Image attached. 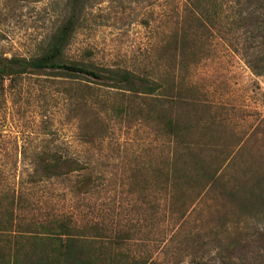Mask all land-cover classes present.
<instances>
[{
	"label": "rangeland",
	"instance_id": "rangeland-1",
	"mask_svg": "<svg viewBox=\"0 0 264 264\" xmlns=\"http://www.w3.org/2000/svg\"><path fill=\"white\" fill-rule=\"evenodd\" d=\"M232 1L238 12L244 0ZM251 1L264 18V3ZM66 3L0 0V56L36 54ZM176 8V0H86L66 60L166 78ZM250 21L224 23L220 36L202 41L205 58L182 72L183 109L196 123L190 143L143 99L90 76L47 70L0 88V215L12 210L15 220L0 228V248L17 240L28 247L32 235L53 234L66 219L109 244L121 233L119 252L146 264H264V74L243 54L257 33ZM175 145H205L208 163L224 166L220 181L198 196L175 190ZM44 151L82 168L47 178L38 171ZM86 175L93 184L78 193Z\"/></svg>",
	"mask_w": 264,
	"mask_h": 264
},
{
	"label": "trees",
	"instance_id": "trees-1",
	"mask_svg": "<svg viewBox=\"0 0 264 264\" xmlns=\"http://www.w3.org/2000/svg\"><path fill=\"white\" fill-rule=\"evenodd\" d=\"M264 3V0H261ZM175 24L168 34L166 45L171 53L172 66L169 76L157 79L149 73H137L130 69L104 67L102 71L90 68L78 61H67L66 51L70 46L79 26V19L86 7V0H67V15L63 22L43 41L39 51L31 56H0V88L5 85H18L23 77L30 73L50 71L54 74L84 75L102 80L106 85L128 92L132 96L143 99L146 110L157 113L165 120L168 130L177 140L192 142L190 131L196 123L187 117L183 107L190 100L183 88L182 72L198 65L203 58L204 39L211 41L234 20L237 15L247 21L250 17L257 33L252 35L253 42L246 49L247 65L256 74H264V18L250 11L251 0L242 1L237 12L236 2L230 0H176ZM220 36V35H219ZM222 37V36H221ZM220 37V38H221ZM224 38V37H222ZM208 46V45H207ZM193 51L194 57L188 53ZM206 52V49H205ZM163 94V95H160ZM162 96V97H160ZM150 97L151 100L145 102ZM169 110L166 115L165 111ZM163 121V120H162ZM190 140V141H188ZM205 145H175L171 157L170 171L173 176L175 190H193L195 196L210 185L220 181L222 164L211 166L205 154ZM82 168V164L71 156L58 152L44 151L39 156L38 171L41 175L64 177ZM163 171L160 170V173ZM168 177L169 172L167 173ZM93 177L86 175L76 186L78 193H85L93 184ZM200 188V189H199ZM0 215V228L13 226V211L7 216ZM55 233L32 235L27 247L23 240H17L12 246L0 248V264H146L141 258L130 259L122 255V235L119 233L110 244L100 241V233L79 231L71 221L63 219L55 223Z\"/></svg>",
	"mask_w": 264,
	"mask_h": 264
}]
</instances>
